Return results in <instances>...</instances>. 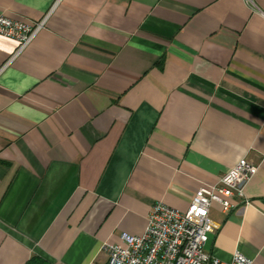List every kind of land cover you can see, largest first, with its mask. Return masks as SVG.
<instances>
[{
	"label": "crops",
	"instance_id": "0c3cea01",
	"mask_svg": "<svg viewBox=\"0 0 264 264\" xmlns=\"http://www.w3.org/2000/svg\"><path fill=\"white\" fill-rule=\"evenodd\" d=\"M0 264H105L152 205L258 166L204 250L264 264V0H0Z\"/></svg>",
	"mask_w": 264,
	"mask_h": 264
},
{
	"label": "built area",
	"instance_id": "2783aa9c",
	"mask_svg": "<svg viewBox=\"0 0 264 264\" xmlns=\"http://www.w3.org/2000/svg\"><path fill=\"white\" fill-rule=\"evenodd\" d=\"M46 18L38 21L9 18L0 13V35L18 41L14 58L45 26ZM258 166L246 158L239 159L211 185L199 187L193 193L188 208L179 211L161 201L155 202L142 233L122 232L118 242H105L108 255L105 264H252L241 252L229 262L213 258L205 252L208 233L216 225L209 217L212 203L228 212L235 200H242L244 188L257 173Z\"/></svg>",
	"mask_w": 264,
	"mask_h": 264
},
{
	"label": "trees",
	"instance_id": "16d2710c",
	"mask_svg": "<svg viewBox=\"0 0 264 264\" xmlns=\"http://www.w3.org/2000/svg\"><path fill=\"white\" fill-rule=\"evenodd\" d=\"M25 264H52V263L39 256L33 255L25 262Z\"/></svg>",
	"mask_w": 264,
	"mask_h": 264
}]
</instances>
